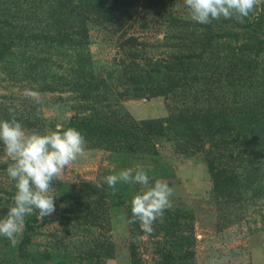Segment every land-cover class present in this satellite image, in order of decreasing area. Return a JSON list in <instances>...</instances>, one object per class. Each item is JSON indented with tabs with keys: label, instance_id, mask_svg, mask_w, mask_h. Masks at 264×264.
Listing matches in <instances>:
<instances>
[{
	"label": "rangeland",
	"instance_id": "1",
	"mask_svg": "<svg viewBox=\"0 0 264 264\" xmlns=\"http://www.w3.org/2000/svg\"><path fill=\"white\" fill-rule=\"evenodd\" d=\"M13 116L87 145L51 184L55 212L27 216L16 246L0 236V264H264V0L207 25L184 0H0ZM9 163L0 151V218ZM124 169L174 188L150 234L127 222L143 186L97 187Z\"/></svg>",
	"mask_w": 264,
	"mask_h": 264
},
{
	"label": "clouds",
	"instance_id": "2",
	"mask_svg": "<svg viewBox=\"0 0 264 264\" xmlns=\"http://www.w3.org/2000/svg\"><path fill=\"white\" fill-rule=\"evenodd\" d=\"M258 0H184L191 21L207 25L220 19L244 23L253 12ZM26 94L40 102V94L26 89ZM58 107V106H57ZM87 141L77 129L57 125L55 130L39 134L28 132L13 116L0 120V151L11 161L6 174L15 189L6 216L0 218V236L12 246L25 227V219L38 211L41 218L55 212V198L50 194L52 182L60 180L64 169L86 153ZM139 184L143 190L133 195L129 224L139 223L144 233H152L153 224L162 220L171 207L170 197L174 188L162 179L150 182L143 170L124 169L108 175L97 184H107L116 192L117 184Z\"/></svg>",
	"mask_w": 264,
	"mask_h": 264
},
{
	"label": "trees",
	"instance_id": "3",
	"mask_svg": "<svg viewBox=\"0 0 264 264\" xmlns=\"http://www.w3.org/2000/svg\"><path fill=\"white\" fill-rule=\"evenodd\" d=\"M44 258H45L44 260L47 261V258L46 257H44Z\"/></svg>",
	"mask_w": 264,
	"mask_h": 264
}]
</instances>
